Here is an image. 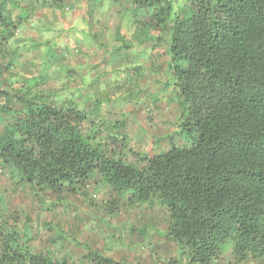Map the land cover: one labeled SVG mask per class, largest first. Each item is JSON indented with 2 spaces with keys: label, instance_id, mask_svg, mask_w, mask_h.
Segmentation results:
<instances>
[{
  "label": "trees",
  "instance_id": "16d2710c",
  "mask_svg": "<svg viewBox=\"0 0 264 264\" xmlns=\"http://www.w3.org/2000/svg\"><path fill=\"white\" fill-rule=\"evenodd\" d=\"M94 1V0H92ZM0 0V40L12 37ZM129 47L168 26L172 90L180 110L177 133L160 153L140 155L124 134L104 149L84 134L86 113L72 99L38 90L14 94L21 110L0 135V168L60 193L97 172L116 196L156 200L169 212L166 235L180 264H210L228 251L236 263L264 260V0H133ZM115 40L124 39L115 27ZM126 40V39H125ZM2 51V50H0ZM44 83V80L43 82ZM123 122L115 125L116 133ZM17 231L0 225V264H68L31 250ZM91 264L124 263L98 251Z\"/></svg>",
  "mask_w": 264,
  "mask_h": 264
},
{
  "label": "rangeland",
  "instance_id": "374dc122",
  "mask_svg": "<svg viewBox=\"0 0 264 264\" xmlns=\"http://www.w3.org/2000/svg\"><path fill=\"white\" fill-rule=\"evenodd\" d=\"M175 10L183 0H167ZM133 0H18L6 6L11 38L0 40V135L21 110L14 94L38 90L57 101L72 99L86 113L84 134L104 149L124 134L140 155L160 153L177 133L180 110L172 90L168 26L149 40L129 39L135 30ZM78 22V23H77ZM119 24L124 39L115 40ZM84 26L86 29H82ZM126 39V40H125ZM44 80V83H42ZM123 122L116 133L115 125ZM170 216L156 200L116 196L95 171L84 185L56 194L20 179L11 166L0 168V225L13 229L31 250L53 261L91 264L89 251L124 263L175 264L180 255L167 237ZM185 264V257L180 258ZM210 264L236 263L228 251Z\"/></svg>",
  "mask_w": 264,
  "mask_h": 264
},
{
  "label": "crops",
  "instance_id": "0c3cea01",
  "mask_svg": "<svg viewBox=\"0 0 264 264\" xmlns=\"http://www.w3.org/2000/svg\"><path fill=\"white\" fill-rule=\"evenodd\" d=\"M78 23V22H77ZM82 27V29H86L84 26H81Z\"/></svg>",
  "mask_w": 264,
  "mask_h": 264
}]
</instances>
